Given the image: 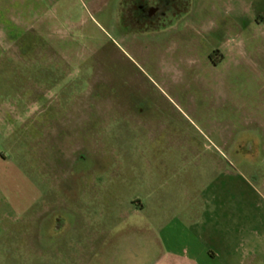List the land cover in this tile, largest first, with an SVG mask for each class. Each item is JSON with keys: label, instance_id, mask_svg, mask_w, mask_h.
Wrapping results in <instances>:
<instances>
[{"label": "rangeland", "instance_id": "obj_1", "mask_svg": "<svg viewBox=\"0 0 264 264\" xmlns=\"http://www.w3.org/2000/svg\"><path fill=\"white\" fill-rule=\"evenodd\" d=\"M180 4L160 30L121 24L120 0H0V150L42 193L0 228V264H154L130 200L160 147L220 150L264 222V35L243 1Z\"/></svg>", "mask_w": 264, "mask_h": 264}, {"label": "crops", "instance_id": "obj_2", "mask_svg": "<svg viewBox=\"0 0 264 264\" xmlns=\"http://www.w3.org/2000/svg\"><path fill=\"white\" fill-rule=\"evenodd\" d=\"M239 1L248 26L264 35V0ZM199 148L151 149L158 157L133 167V186L144 192L130 200L132 214H147V232L160 249L154 264H264V222L258 216L253 228L247 212L238 211L236 165L220 150L203 161L208 148ZM6 150H0V228L26 215L42 195Z\"/></svg>", "mask_w": 264, "mask_h": 264}, {"label": "flooded vegetation", "instance_id": "obj_3", "mask_svg": "<svg viewBox=\"0 0 264 264\" xmlns=\"http://www.w3.org/2000/svg\"><path fill=\"white\" fill-rule=\"evenodd\" d=\"M180 5V0H120L118 20L161 30L175 18Z\"/></svg>", "mask_w": 264, "mask_h": 264}]
</instances>
